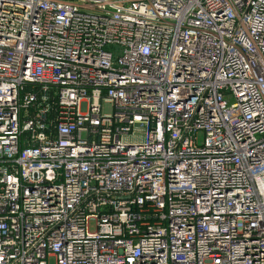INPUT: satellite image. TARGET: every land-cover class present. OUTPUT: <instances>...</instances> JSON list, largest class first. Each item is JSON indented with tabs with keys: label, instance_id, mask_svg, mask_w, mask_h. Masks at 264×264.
I'll use <instances>...</instances> for the list:
<instances>
[{
	"label": "built area",
	"instance_id": "obj_1",
	"mask_svg": "<svg viewBox=\"0 0 264 264\" xmlns=\"http://www.w3.org/2000/svg\"><path fill=\"white\" fill-rule=\"evenodd\" d=\"M50 256L264 264V0H0V264Z\"/></svg>",
	"mask_w": 264,
	"mask_h": 264
},
{
	"label": "rangeland",
	"instance_id": "obj_2",
	"mask_svg": "<svg viewBox=\"0 0 264 264\" xmlns=\"http://www.w3.org/2000/svg\"><path fill=\"white\" fill-rule=\"evenodd\" d=\"M109 48V47H108ZM111 48H113V47H110V49ZM226 97H228L227 99L231 102L232 101V97L231 96H227L226 95ZM105 110L107 111V112H110L111 111V107L110 106H106L105 107ZM48 262H49V264H55V262H56V259H55V257H53V256H50L49 258H48Z\"/></svg>",
	"mask_w": 264,
	"mask_h": 264
}]
</instances>
